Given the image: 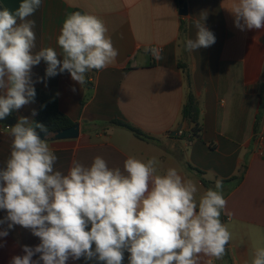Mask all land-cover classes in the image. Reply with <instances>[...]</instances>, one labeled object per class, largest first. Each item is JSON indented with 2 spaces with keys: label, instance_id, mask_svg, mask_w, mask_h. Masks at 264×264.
<instances>
[{
  "label": "crops",
  "instance_id": "obj_1",
  "mask_svg": "<svg viewBox=\"0 0 264 264\" xmlns=\"http://www.w3.org/2000/svg\"><path fill=\"white\" fill-rule=\"evenodd\" d=\"M180 1L42 0L29 18L36 22L34 51L52 47L59 52L62 23L77 11L99 17L118 50L106 68L86 74L92 88L80 86L68 72L47 78L46 85L35 82L45 77L46 64L41 61L33 67L35 89L55 92L62 112L80 126L77 138L48 143L58 157L56 169L65 174L74 160L90 166L100 156L110 168L123 169L128 157L144 161L155 157L158 174L174 167L201 190L214 188L216 179L223 178L227 205L220 219L231 240L222 260L202 257L200 264L209 259L212 264H251L255 249L264 247V30L237 29L228 11L233 0H184L186 16L180 13ZM20 2L0 0V7L14 11ZM202 12L207 13L204 23L216 42L191 52L185 41L196 38L194 21ZM151 47H162L164 59L157 61L145 52ZM181 65L191 76V88ZM189 92L201 111L197 136L192 133L194 124L183 119ZM33 110L38 114L37 101L11 116L34 120ZM113 121L151 139H140ZM9 132L0 123V167L10 153ZM5 216L0 210V220ZM39 243L29 230L15 226L0 237V264L23 256V246ZM127 257L125 252L123 264H128ZM32 259L38 260V254ZM68 264L96 262L81 258Z\"/></svg>",
  "mask_w": 264,
  "mask_h": 264
},
{
  "label": "clouds",
  "instance_id": "obj_2",
  "mask_svg": "<svg viewBox=\"0 0 264 264\" xmlns=\"http://www.w3.org/2000/svg\"><path fill=\"white\" fill-rule=\"evenodd\" d=\"M41 5L42 0H21L14 11L0 9V120L35 102V82L46 85L47 78L68 72L82 86L90 70H103L118 56L104 22L79 11L62 23L59 52L34 51L36 22L29 18ZM228 11L240 31L264 30V0H233ZM206 19L202 12L194 21L196 38L185 41L188 51L216 42ZM145 52L164 59L159 48ZM41 61L45 77L34 82L32 69ZM9 135L10 153L0 167V210L6 212L0 225H7L0 237L19 225L40 241L23 246L24 255L10 264H68L81 258L123 264L125 252L128 264H200L202 257L225 256L231 233L220 219L227 205L223 178L201 190L174 167L158 174L155 157H128L123 169L110 168L100 156L90 166L74 160L65 174L55 167L58 157L48 143L53 133L44 124L19 116ZM251 264H264V247L255 249Z\"/></svg>",
  "mask_w": 264,
  "mask_h": 264
},
{
  "label": "trees",
  "instance_id": "obj_3",
  "mask_svg": "<svg viewBox=\"0 0 264 264\" xmlns=\"http://www.w3.org/2000/svg\"><path fill=\"white\" fill-rule=\"evenodd\" d=\"M183 31V28H182ZM186 73V77L188 80V86L191 88V76L188 73L185 66L181 65ZM86 86L92 88V83L89 80V77L86 79ZM36 90V97L35 101L39 103V111L37 116L34 118V121L44 124L49 132L53 133V135L64 129H69L76 125L74 121H72L62 110L60 109L58 95L55 92H46L41 89ZM200 106L198 101L196 100L195 96L192 92H189L186 104L184 105L183 109V119L188 122L194 124L193 128V136H197V132H201L200 128ZM113 124L120 125L122 127L127 128L131 132H133L138 138L143 140L151 139L148 135L143 133L142 131L125 124L121 121H113ZM39 131V130H37ZM44 136L43 133H41ZM52 135V136H53ZM52 136L48 138V140H53ZM191 167V166H190ZM192 168V167H191ZM193 169V168H192ZM202 173L201 171H199Z\"/></svg>",
  "mask_w": 264,
  "mask_h": 264
},
{
  "label": "water",
  "instance_id": "obj_4",
  "mask_svg": "<svg viewBox=\"0 0 264 264\" xmlns=\"http://www.w3.org/2000/svg\"><path fill=\"white\" fill-rule=\"evenodd\" d=\"M180 2H181L180 13H181V15L186 16L188 14V5L185 3L184 0H181ZM0 9H2V8L0 7ZM262 78L264 79V69H263V73H262ZM16 122H17V119L13 118L11 115L8 116L4 120H0V123L8 125V126H12ZM79 135H80V126L77 124V125L69 128V129H64V130H60V131L56 132L52 136V139L53 140L75 139ZM41 138H43L42 135H41Z\"/></svg>",
  "mask_w": 264,
  "mask_h": 264
},
{
  "label": "built area",
  "instance_id": "obj_5",
  "mask_svg": "<svg viewBox=\"0 0 264 264\" xmlns=\"http://www.w3.org/2000/svg\"><path fill=\"white\" fill-rule=\"evenodd\" d=\"M156 48H159V49H161V50H162V52H163V48H162V47H156ZM6 128H7V129H10V126L6 125ZM180 133H182V132H180Z\"/></svg>",
  "mask_w": 264,
  "mask_h": 264
}]
</instances>
